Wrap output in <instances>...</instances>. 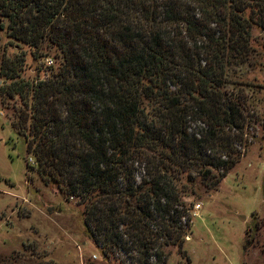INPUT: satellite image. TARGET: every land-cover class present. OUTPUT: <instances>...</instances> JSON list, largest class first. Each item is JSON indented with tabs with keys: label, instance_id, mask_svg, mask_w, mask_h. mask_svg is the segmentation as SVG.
<instances>
[{
	"label": "trees",
	"instance_id": "obj_1",
	"mask_svg": "<svg viewBox=\"0 0 264 264\" xmlns=\"http://www.w3.org/2000/svg\"><path fill=\"white\" fill-rule=\"evenodd\" d=\"M0 30L16 50L0 57V111L13 103L30 167L78 199L101 257L185 253L201 192L249 147L260 99L243 69L264 51V0H0Z\"/></svg>",
	"mask_w": 264,
	"mask_h": 264
},
{
	"label": "rangeland",
	"instance_id": "obj_2",
	"mask_svg": "<svg viewBox=\"0 0 264 264\" xmlns=\"http://www.w3.org/2000/svg\"><path fill=\"white\" fill-rule=\"evenodd\" d=\"M255 48L256 64L243 69V82L258 91L244 95L260 99L258 109L250 106L246 115L249 147L241 149L240 161L216 191L201 192L185 253L168 249L166 264H264V51ZM4 51L7 57L16 54L0 30V57ZM35 66L27 56L23 77H33ZM9 106L0 111V255L20 264H123L101 257L83 225L78 199H64L45 185L25 139L11 126L13 103ZM253 223L257 233L248 243Z\"/></svg>",
	"mask_w": 264,
	"mask_h": 264
}]
</instances>
